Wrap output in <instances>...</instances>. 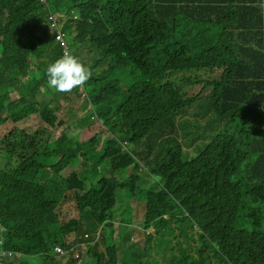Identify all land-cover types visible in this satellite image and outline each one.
<instances>
[{
  "label": "trees",
  "instance_id": "trees-1",
  "mask_svg": "<svg viewBox=\"0 0 264 264\" xmlns=\"http://www.w3.org/2000/svg\"><path fill=\"white\" fill-rule=\"evenodd\" d=\"M198 1L199 11L191 12ZM58 14L64 37L89 35L68 45V54L91 73L81 99L93 108L98 131L83 149L95 154L101 143L95 165L107 159L110 176L87 188L74 171L63 186L62 169L37 160L49 142L45 127L16 129L18 139L12 131L3 140L9 164L0 169V249L16 255L2 264H121L117 246L100 252L105 235L96 245L92 236L110 223L116 189H135L134 176L123 182L113 177L124 170L135 176L144 171L161 185L147 194L143 264H264V232L238 225L244 186L264 184V0H0V128L32 115L49 129L62 127L55 109L41 107L35 97L49 86L47 67L65 54L48 31ZM75 45H84L83 51H74ZM104 60L108 70L101 67ZM203 70L220 71L206 83V96L185 98L169 80L172 73ZM50 90L82 95L80 87ZM194 107L205 127L199 121L194 126ZM199 126L206 129L203 138L212 137L206 145L192 136ZM190 136L191 146L185 141ZM62 138V145L73 146L65 133ZM126 141L133 147L123 149ZM250 156L255 162L248 176L236 181ZM42 193L39 221L24 237L17 227L31 223L28 213ZM71 206L77 218L61 222ZM182 215L193 231L187 239L176 225L184 226ZM156 223L164 226L163 237L151 232ZM113 238L119 242V233ZM81 244L87 248L76 259L80 249L69 251Z\"/></svg>",
  "mask_w": 264,
  "mask_h": 264
},
{
  "label": "rangeland",
  "instance_id": "rangeland-1",
  "mask_svg": "<svg viewBox=\"0 0 264 264\" xmlns=\"http://www.w3.org/2000/svg\"><path fill=\"white\" fill-rule=\"evenodd\" d=\"M58 18V16H57ZM56 18V19H57ZM59 19V18H58ZM49 32H52L50 28H48ZM23 41L28 43L29 40L25 38L24 32H22ZM88 39L89 35L84 37H76L75 34H67L65 36V41L68 45H74L77 40L80 39ZM2 39V38H1ZM57 40V39H56ZM2 48L1 40H0V49ZM83 46H74V51H83ZM96 53V59L98 61L102 60V56ZM47 62V58L44 59ZM36 63L37 60H34ZM110 65L109 61H103L101 67L105 70H108ZM219 70H203L200 72H191V73H172L169 78L171 84L175 87H178L181 91L182 95L185 98H192L202 93L201 96H206L210 93L209 89H205V85L207 82H212L214 78L212 77V73H218ZM121 80L125 83V77H122ZM32 81V79H31ZM24 85L26 83H23ZM21 89V88H19ZM126 89V87H124ZM82 95L73 94L68 97H62L56 95L55 92L51 91L48 87L47 90L43 88L38 92L35 97L36 100L41 104V107H45L47 104L50 105L52 109H55L56 113H58L59 122L62 124L61 128L49 129L46 127L40 116L32 115L22 123L15 126L11 122H7L2 128H0V169L5 170L8 167L9 161L4 154V149H6V144L3 141L4 137L9 134L11 130L17 128L18 130H23L26 133L35 132L38 129L45 127V137L49 140L48 145L44 149V153L42 152V156L38 157L37 160L41 162L45 166H49L52 169L61 170L60 179L58 175H56L60 184L66 186L65 180L74 172H80L81 177H83L87 183V188H90L91 183L95 184L102 177L110 176V165L109 161L103 160L102 163L96 166V162L102 157L100 149L102 147L101 143L96 144V152L95 154H89L86 152V149H83V143L86 139L90 138L94 135L98 130L95 127L98 126L97 120L94 116L91 115L92 107L86 103V100H82L81 97L84 95L83 89ZM90 92V91H89ZM18 95V94H16ZM57 96V97H56ZM56 97V99H55ZM11 103V101H9ZM196 106V105H195ZM197 111V108L194 107ZM200 108L197 113L193 117L194 126L196 122L199 121L200 125L205 127V122L202 121L200 117H197L199 114ZM4 113V117L5 114ZM184 117L190 116L186 115ZM213 133V131H211ZM65 133L66 142L68 144L73 143V146H67L66 144L62 145L61 143L64 141L62 138V134ZM206 133V129L202 127H197L194 129V134L192 136L198 137V140L202 144H207L203 136ZM105 135H107L105 133ZM20 134L18 132L15 133L14 139H18ZM185 138V141L189 146L192 145L191 138ZM201 136V137H200ZM123 149H130L133 147V144L128 141L124 142ZM191 148V147H190ZM95 150V149H93ZM186 150H188L186 148ZM62 154V156H61ZM187 158V154L185 152L184 159ZM255 162V157L250 156L248 158L247 163H244L242 166V170L236 176V181H244L248 176V171L250 170L251 164ZM145 168V167H144ZM147 171V169L145 168ZM113 177L116 181L123 182L127 181L130 177L134 176L135 181V189H130L128 187H120L116 189V203L115 206L111 210V220L110 225L102 227L101 233L105 235V245L100 244L99 251L104 252L107 247L117 246L119 252V260L121 264H143L147 260V256L145 254V249L148 246V235L146 229L143 228V225L146 222V214L145 208L147 204V194L149 191H160L161 185L159 181L155 178L150 177L144 171H139L135 176L134 173L129 171H119L113 173ZM56 180V179H55ZM58 180V179H57ZM58 182V181H56ZM261 185V188H252V186ZM44 193L40 195L38 201L34 204V206L29 211L28 215H30L31 223L24 227L18 226L17 232L24 237H28L30 229H32L35 224L39 221L41 216V207L43 203ZM177 209V206L175 207ZM74 217L77 218V213H75V209L71 206L67 213L60 216V221L65 222V220ZM28 216L26 217V219ZM181 218L184 220L183 227H179L178 223H176L178 228H181L182 235L180 238L187 239L188 236H191L193 231L191 230V223L187 218H184L182 215ZM25 219V220H26ZM24 220V221H25ZM82 221H86L84 218ZM131 221V224L127 222ZM172 223L175 224V220L172 219ZM122 224V225H120ZM139 224V225H138ZM238 225L240 228L258 232H264V184L263 183H255L248 184L244 186V194H243V204L238 217ZM138 227L143 229L139 230ZM156 228H152L151 232L158 231V235L160 237L164 236L165 228L164 226H157ZM176 227V226H175ZM116 229V230H115ZM177 230H175L176 233ZM119 233L120 240L116 241L113 236L115 233ZM179 234V232H178ZM108 236V238L106 237ZM4 239V229L0 225V244ZM71 241H69L70 244ZM1 247V246H0ZM74 247H72L73 249ZM71 249V250H72ZM80 249V248H79ZM80 252V251H79ZM78 253V252H77ZM4 255V256H3ZM137 255V256H135ZM8 253L1 251L0 249V264L3 262L10 263V261L2 260L7 259ZM12 259V258H11ZM161 260H156L151 262L152 264H159ZM149 264V263H146Z\"/></svg>",
  "mask_w": 264,
  "mask_h": 264
},
{
  "label": "clouds",
  "instance_id": "clouds-1",
  "mask_svg": "<svg viewBox=\"0 0 264 264\" xmlns=\"http://www.w3.org/2000/svg\"><path fill=\"white\" fill-rule=\"evenodd\" d=\"M42 1L45 2L46 0L45 1L42 0ZM200 2L201 1L192 3L189 7V10L191 12L199 11ZM59 21L60 20L58 18L53 20L52 23L49 24V28H50V30H52L51 33L56 34V39L58 38V34L63 35L64 44L59 39H57V41L61 44L62 51L65 54L61 58L55 60V62H53L52 64H50L47 67L46 74L48 77V84L50 87L56 89L59 92L66 93V92H71L76 87L83 86L87 82V80L89 79L91 73H90L89 69L83 63H81L77 57H75L71 54H68L69 53L68 44L65 41V37H64V34L62 33V28L60 26ZM53 23H56L57 26L52 27ZM1 38H2V36L0 35V40L2 41ZM235 44H236V42H235ZM1 51H2V48L0 49V54H1ZM33 58H36V57H33ZM49 86H47V87L50 89ZM80 90H81V88H80ZM202 121H204V120L202 119ZM17 125H15V126H17ZM16 129L17 128H14L13 130H11L9 132V134L14 130L16 131ZM211 138L212 137L205 139V142L210 141ZM202 139H204V138H202ZM109 224L102 225L101 228L98 230L99 234H97L96 236H92L94 239L92 242V245H96L97 242L99 241V239L101 238L102 227H105ZM120 225H122V224H120ZM85 237L89 238L90 236L85 235ZM106 237L108 238V236H106ZM2 241H4V240H2ZM77 248H80V252H78L76 254V259H78V256L80 255V253H84L86 251L87 246H86V244L74 246V248L72 250H70L69 253H73ZM14 255H16V254L8 253L9 258H12Z\"/></svg>",
  "mask_w": 264,
  "mask_h": 264
},
{
  "label": "built area",
  "instance_id": "built-area-1",
  "mask_svg": "<svg viewBox=\"0 0 264 264\" xmlns=\"http://www.w3.org/2000/svg\"><path fill=\"white\" fill-rule=\"evenodd\" d=\"M45 1V0H44ZM57 25H56V23H53L52 24V27H56ZM57 39H59V40H61L62 41V43L64 44V42H63V35L62 34H58V38ZM80 88H81V90L83 89V86H80ZM58 252L59 253H63V251H62V249H58ZM14 257V256H13ZM18 257V256H17Z\"/></svg>",
  "mask_w": 264,
  "mask_h": 264
},
{
  "label": "bare ground",
  "instance_id": "bare-ground-1",
  "mask_svg": "<svg viewBox=\"0 0 264 264\" xmlns=\"http://www.w3.org/2000/svg\"><path fill=\"white\" fill-rule=\"evenodd\" d=\"M57 16H59V14ZM57 16L55 17V19L57 18Z\"/></svg>",
  "mask_w": 264,
  "mask_h": 264
}]
</instances>
